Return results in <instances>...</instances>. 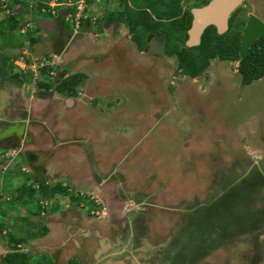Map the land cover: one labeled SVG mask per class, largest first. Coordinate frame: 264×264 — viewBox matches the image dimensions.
Listing matches in <instances>:
<instances>
[{"label":"rangeland","instance_id":"374dc122","mask_svg":"<svg viewBox=\"0 0 264 264\" xmlns=\"http://www.w3.org/2000/svg\"><path fill=\"white\" fill-rule=\"evenodd\" d=\"M76 1L72 0V5ZM161 1L131 0L133 10H128L127 16L130 17L129 20L139 21H136L137 26L134 29H130L125 22L126 26L133 33L141 35L144 27L148 25L146 20L149 19L140 8L146 6L149 11L171 9L169 3L172 0ZM52 2L58 3V0H50V3ZM244 3L241 7L246 17L244 22H234L231 28L235 26L244 31L250 15H256L264 21V0H245ZM113 4L102 5L105 12L109 6L111 9ZM188 4L200 5L202 0H184L181 6ZM88 5L85 10L87 17H96V20L103 23L100 20L101 7H96L93 1ZM56 7L58 4L52 9L57 11ZM38 8L36 0H0V42L8 40L0 46V71L10 66L12 56L15 58L19 54L18 49L9 42L16 41L21 47L25 46L27 38L40 36V32L42 35L47 34L46 24L43 21H35V17H41ZM22 10L27 11L30 18L23 20L24 25L21 28L11 30L4 19L8 15L21 14ZM61 10L62 8L58 9ZM71 13L69 19L74 20L75 12ZM160 16L166 18L171 15L167 13ZM53 18L55 20V16ZM178 23L176 22L177 25ZM176 24H159L162 27L161 32L165 29L171 34L169 55L180 46V38L172 37L174 31L180 32ZM70 25L74 26L69 22L61 25L59 31L63 39L62 32L68 30ZM126 26H120L109 37L119 38L120 52H128L139 61L144 57L145 61L149 60L143 67L138 65L139 61L133 60L136 64L132 68L130 63L119 59L117 68L121 71V76H115L122 84L120 87H102L105 101L115 104L100 113L97 112L107 122L91 124L92 122L84 121L86 127L93 126L92 130L87 128L88 141H74L70 149L75 152L74 147L78 144L81 154L85 153L86 173L77 171L73 166L67 169V172H61V176L53 177L54 182L48 181L50 183L47 184L53 185L63 181V185L68 187L69 195L57 194L46 201L37 194L40 198L35 197L30 203H26L29 197L25 193L22 195V188L19 191L17 188L23 184L30 185V181H33L34 187L37 188L43 182L34 177L36 173L33 172V166H40V163L27 159L28 163L23 169L10 168L17 155L19 157L24 153L18 149H10V154L0 157V163H5V172L0 169V210L8 209L7 217L1 214L0 219L9 225L14 222V216H19L10 228L15 236L25 235L26 245L23 250L28 252L31 258L38 257L35 260L37 264L85 263L80 257L78 246L72 243L78 237L70 238L69 230L73 231L72 234L83 236L81 242L88 239L96 244L101 240L98 238L102 236L103 231H111L108 233L111 243L116 242L117 237L121 235L126 239L125 237L128 238L135 231V245H139L138 247L146 252L145 261L147 260L148 264H173L174 261L178 264H191L188 262V256L186 260L177 251L180 232H192L186 237V247L194 245V239L201 238L203 247L192 258L193 264H264V237L263 245H260L247 234L251 229L258 231V228L264 232V217L261 221L258 220L254 227L246 222L240 227L241 223H244L242 219L246 218L248 205L253 207L251 210L264 212V173L258 169L260 166L264 170V164H261L264 162V77L249 85H242V77L238 72L239 62L218 58L211 59L209 66L193 77L178 66V60L174 57L160 58L149 52L148 55L137 56V48ZM37 27L39 31L36 30ZM147 27L159 28L157 24ZM94 28L90 36L93 39L100 38V42L103 39L105 41L106 35ZM78 29L79 33L83 32L81 24ZM21 30L26 31L25 34H22ZM107 31L109 32V29ZM53 33L52 39H58L56 29ZM239 35L240 33L233 35L232 40L239 39ZM29 47L31 51L33 47ZM118 50L116 48L110 52L116 53ZM105 53H99V58L92 51V57H98L102 61L108 60ZM38 54V59H43L40 56L41 50H38ZM60 63L56 59L51 61L57 73ZM17 68L18 66L15 69ZM23 75L25 80L33 82V71L29 69L23 72ZM39 76L44 75L41 73ZM180 76L183 77L178 85ZM37 89L42 90V85L38 84ZM26 90L28 95L29 89ZM101 129L103 134L107 135L101 137ZM245 163L256 165L250 169V177L238 182L243 172L232 167ZM75 173L78 178L93 179L85 181L73 178L71 175ZM67 175L71 176L70 183L62 180L68 179L65 178ZM222 187L226 192L231 190L224 198L222 208L226 212L224 211L223 215L218 214L217 220L210 221L214 223L208 236L203 239L201 227L185 225L189 217H184L183 221L182 214L191 205L217 200L221 204L219 191H222ZM72 194L80 196V201L71 200ZM13 198H19L21 201L15 204ZM96 205L100 208L94 207ZM39 209L41 213L34 214ZM206 223L205 221L199 224ZM220 226H226L231 231L224 236L221 230H218ZM161 228L166 230L162 231ZM39 233L43 235L34 236ZM246 239L254 245L245 242ZM7 240V236L0 233V264L11 251ZM214 242L215 249L208 248L213 246ZM171 243L175 244L171 246ZM87 245L88 242L85 246L82 245L84 253V247ZM194 252L195 250H192L190 254Z\"/></svg>","mask_w":264,"mask_h":264},{"label":"crops","instance_id":"0c3cea01","mask_svg":"<svg viewBox=\"0 0 264 264\" xmlns=\"http://www.w3.org/2000/svg\"><path fill=\"white\" fill-rule=\"evenodd\" d=\"M90 1H93L94 4H96V7L100 6L101 9L103 7L102 5L105 6V3L109 5L114 3V0H89L86 1L87 8L89 7L88 3ZM102 1L104 2L103 4ZM48 3L51 7L52 14L46 13V16H44V14L41 12L39 15L41 17H35V21H43L46 24V31L49 30V28L53 31L55 29V21L53 17H56L57 14H70L75 5H72V0H62V2L58 1V3ZM57 4V11H55L52 8H54ZM109 7L107 9H109ZM59 8H62V10L58 11ZM20 13L21 14H15L20 23H22L24 19V21H26L28 18H30V14H28L27 11L22 10ZM91 14H94V12H91ZM95 18L96 17H90V15L87 17L86 14L84 26L82 27L81 24V30L83 32H80L77 36H74L71 41L70 39L68 42L66 40L63 45L59 48H56V50L54 49L53 44L49 41L48 43L44 42V46H46V49L44 47L45 52L44 50H41L42 46L40 45H36L35 49L32 48L30 51L29 46H31V44L29 38H27L25 46L21 47L17 45L18 42L16 41L9 42L18 49L19 54H17L15 58L12 56V62L10 66H6L2 71H0V157L4 156L5 154H10V149H18L24 152L19 157L17 155L15 160L11 163L12 165L10 168L21 166L20 168L23 169L28 163L27 159L33 163L39 162L40 166H37L39 168L36 167L37 164H34L35 166H33V172L36 173L34 177H36L38 180H43L46 184L54 182L53 177L61 176V172H67V169L73 166L77 168V171L81 172L82 170L84 173H86L87 162L84 161V157L86 155L85 153L81 154L78 144L74 147L75 152H72L70 149L73 146V142L78 140H83L86 142L88 141L87 128L89 126L86 127L84 121L87 123L92 122L91 124L107 122L106 119H103L104 117H102L100 114H97V112L100 113L101 111H104L107 108H111V106L115 105L112 103V101H105V98L102 95L104 90L102 87H120V84H122L119 83L115 76H121V71H119L117 68V61L119 59H123L127 61V63H130L132 68L136 64L134 61H139L136 60V57H133L128 52H120L121 46L118 45L119 38L117 39L109 37V35H112L111 33L116 32V29L112 27V22L104 26H100L99 21ZM23 25L24 23L21 24L20 28ZM93 27H95L94 29L97 32L101 33L102 35H106L105 41L103 39L102 42H100V38L93 39L90 36ZM100 27H102L103 30H101ZM107 29H109L110 33L107 31ZM20 32L25 34L26 31L23 32L21 30ZM106 32H108V35ZM154 33L160 32L155 31ZM39 34L40 36L42 35L41 32ZM150 34L151 33H149L148 36ZM50 35H52V33H50ZM42 36V39L45 37L49 38L48 34H43ZM148 36L144 48H140L138 43L131 36L132 42L137 48V56H139V54L148 55V52H144L145 48L148 47ZM36 37H39V35H36ZM6 41L8 40H3L0 42V46L4 45ZM116 48L119 49L116 53L110 52ZM38 50H41L43 59L35 60L31 65L30 61L28 60V56L32 55L33 59H38ZM92 51H94L98 57L100 55L99 53L106 52L105 55L108 56V60L102 61L98 59V57L93 59ZM59 55H61L60 58ZM144 58L138 62V65L142 67L146 66V62L149 59L145 61ZM55 59H58L61 62L58 68L59 73L56 72V69H53L48 75L39 76L40 67L49 63L50 60L53 61ZM112 64L113 67L111 68ZM16 66H18L17 69H15ZM29 69L30 71H33L34 75V80L32 83L28 79L25 80L24 78L26 77L23 75V72L29 71ZM81 72L85 73L87 78L77 86L78 93L76 95L64 92L59 93L55 90H49L46 88L39 90L34 85L35 80L38 81L40 79L49 80L57 78L62 80L69 75ZM147 72L149 73L148 69ZM35 73L37 74L35 75ZM108 76L110 77L107 78ZM26 89H29L28 95L26 94ZM19 127L20 130L18 131ZM92 127H89V130H92ZM21 129L22 132H20ZM99 132L102 134L101 137L107 135L103 134L104 131L102 129ZM84 136H86V138H84ZM82 137L83 139H81ZM42 153H44V155ZM3 164L5 163H0V169L4 170L5 172V169H3L5 166H3ZM75 175L77 174L75 173L71 176L75 178L77 177ZM71 176L65 177L68 179L62 178V180L71 182ZM78 179L91 181L93 178L81 177ZM59 182L64 184L63 181ZM13 199L15 204L21 201L19 198ZM7 210L8 209H3L5 214L8 215ZM14 217L18 218L19 216ZM164 224H166V218ZM161 230L164 231L166 228H161ZM69 232L71 233L69 235L70 238L74 236L78 237H76L77 239H74L72 243L78 246L79 252L81 254L80 257L85 260L84 264H148L147 260L145 261L146 252L143 251L141 247H138L139 245H135L136 241L133 239L135 232L133 234L131 233L128 238L125 237L126 239H124V236L121 235L120 237H117L118 239L116 242L111 243V240L109 241L110 238L108 237V233L111 231H103L101 232L102 236L98 238L101 239L99 240L98 244L88 239V241L85 239L84 242H81L80 239H83V236L80 237L76 233L72 234L73 231L71 230H69ZM105 233L107 234L104 235ZM84 236L87 235L84 234ZM85 241L88 242V245L84 247L86 250L84 253L82 245L85 246ZM106 241H109V243H106ZM188 262L193 264L191 261ZM174 264L178 263L174 261Z\"/></svg>","mask_w":264,"mask_h":264},{"label":"trees","instance_id":"16d2710c","mask_svg":"<svg viewBox=\"0 0 264 264\" xmlns=\"http://www.w3.org/2000/svg\"><path fill=\"white\" fill-rule=\"evenodd\" d=\"M16 2H21V0H15ZM39 5V12L41 13H51V7L48 2L50 0H36ZM59 2H62V0H58ZM174 1H172L173 4ZM109 3V1H108ZM10 4V3H9ZM25 4V3H24ZM107 4V3H106ZM170 4V3H169ZM44 10V12H43ZM128 10L127 9L124 12H122L119 15V18H122L123 22H126L130 29H134V27L137 26V22L139 20L133 19L129 20ZM72 12L76 13V7H73ZM156 14H170L173 15V11L171 10H160L155 11ZM148 15V20L146 22L148 23L147 26H153V23L151 22L150 15L145 12ZM161 13V14H160ZM16 15H8L4 21L8 22L9 27L11 30H15L16 28L20 27L22 23L16 18ZM116 17V10L114 12H111L108 14V16H105L103 18V23L99 21L100 26H104L110 22ZM184 20V19H183ZM85 20L82 19V27L84 26ZM175 22V21H174ZM98 23V21H97ZM183 24L176 25V27H179L178 30L179 33L174 31V36L179 37L180 39V46L178 49L171 51V55H177L178 60V66L184 70V72L191 74L193 77L198 76L201 74L208 66L209 61L213 58H218L220 60H228V61H238V72L240 73L242 79V85H248L251 84L254 81H257L264 77V35H262L260 38H258L255 43L251 46V48L248 50L246 54L240 53L239 47L241 44V38H242V31L238 27H232L230 31L219 34L216 31V28L214 26H209L206 31L203 34L201 44L194 47H188L185 45V40L188 38L187 29L190 27V21L187 20L185 22L182 21ZM38 27H41L40 25H37ZM145 26V30L142 31L141 35H137L133 33V39L138 43L140 48H144L146 44V39L149 33H154L155 31L161 32L162 28L156 27V29H153V27H147ZM38 27L36 30L39 31ZM174 27V26H173ZM101 30H103L102 27H100ZM161 33H164L169 38L171 34L167 32L165 29ZM239 35V39L232 40L233 35ZM223 39V40H222ZM41 40L40 37H31L30 44L31 46L35 45L37 42ZM54 67H50L49 65H43L40 68L41 73L45 76L48 75ZM198 72V73H197ZM198 75H197V74ZM87 78L85 73H74L72 75H69L68 77L60 80L57 83H53L55 87H57L61 92L64 93H70L76 95L78 93L77 86L81 84L85 79ZM38 84L42 85V88L49 89L51 88L52 84L46 83L45 81L41 80L38 81ZM37 84V85H38ZM53 86V87H54ZM21 166L15 167L16 169H19ZM9 171V170H8ZM24 172V171H23ZM22 188V189H21ZM23 192L29 197L28 200H26V203L33 200L35 197H39L37 194L42 196L43 200H50L51 198L55 197L57 194L62 195H69L68 187L64 186L61 182H56L53 185H47L44 181L40 183L39 187H34V183L31 181L30 185H22L21 187L17 188V190ZM20 193V192H19ZM71 200H79L80 196L78 195H71ZM79 197V198H78ZM40 198V197H39ZM24 199V198H23ZM30 203V202H29ZM95 207H98L96 205ZM100 208V206L98 207ZM41 209L34 212V214H40ZM3 215L7 217V214L3 211V209L0 210V215ZM17 218H14V222ZM242 219V217H240ZM243 220V219H242ZM248 224L249 221L244 219ZM14 222H11V224L7 225L5 221L0 219V233L5 234L7 236V243L11 249L9 253H7L2 261L1 264H37L35 261L38 257L31 258L28 252L23 250V246L26 245L25 241V235H21L22 237L15 236L12 232V229L10 226L14 224ZM46 231V228L43 227ZM45 235V232L43 233ZM42 234V235H43ZM41 233L34 235L36 237L42 236ZM72 264H77L73 263Z\"/></svg>","mask_w":264,"mask_h":264},{"label":"flooded vegetation","instance_id":"af4514ba","mask_svg":"<svg viewBox=\"0 0 264 264\" xmlns=\"http://www.w3.org/2000/svg\"><path fill=\"white\" fill-rule=\"evenodd\" d=\"M155 1H157V0H155ZM159 1H161V0H159ZM172 1H174L173 4H172ZM172 1L169 4L171 9L170 8H168V9L165 8V10H171V11H173L175 13V14L171 15L170 17H166V18L162 17L159 14H156L155 11H149V8L146 7V6L145 7H141L140 10L144 11V12H147L150 15V17H151V22L153 24H157L159 26V29L162 28L161 26H163L164 23L176 24V22H179L178 25H180V24H183L182 21L185 22L187 20L190 21V26H191L192 20H193L192 8L193 7H202V6L210 3L211 0H202V4H200V5L197 4V5L194 6V5H189L188 4L187 6H183V7L181 5H182V1H184V0H180V1L179 0H172ZM244 1L245 0H242L241 4L230 14V16H229V28H228V30L226 32H228L231 29V25H234V22L235 23L238 22L239 24H242L244 22L246 17H245V13H244L243 9L241 8L245 4ZM126 9H132L133 10V4L131 3V0H121V2H119V3L114 1L112 9H107V11L105 12L104 6L102 7V11L103 12L101 11L100 20L103 21V18L105 16H108L109 13L114 12V10H116V17L112 20V25H113L112 27H114L115 29H119V27L122 26V25L126 26V23L122 21V18H119V15L122 12H124ZM160 10H162V8ZM71 14L72 13L66 14V15L57 14V16L55 17L54 25H55V29L57 30L58 39H52L54 33H53L52 29H50V28H49V30H47V32H49V33H47L49 35V38L48 37L43 38V41L45 43L46 42L48 43V41L50 43H52L55 50H56V48H59L60 46H62L63 43L66 40H69L70 37L73 36V31L75 32V30H74L75 27L74 26H72V27H71V25H70V27L67 26V27H69L68 30H64L62 32V34L64 36V39H63V37L60 35V31H59V29L61 28V25H63L64 22L65 23L69 22V23L73 24V19H69V16ZM54 15H56V14H54ZM248 20H249V18H248ZM248 20L246 21L247 23H248ZM212 26H214V25H212ZM214 27L216 28V31H217V27L216 26H214ZM128 31L131 33V36L133 38V33L130 31L129 28H128ZM187 31H188V29H187ZM50 33H52V35H50ZM76 33L78 35L79 31H76ZM76 33H75V35H76ZM152 35L156 36L155 40L151 39ZM164 37L167 38V40L165 41V48H164L165 49V53H161L160 51L163 49L162 48V46H163L162 40H163ZM41 40H42V38H41ZM170 41H171V39L167 35H165L164 33H161V32L160 33H151L148 36V47L145 48L144 52H149L155 57L156 56L160 57V58L161 57H169V58L170 57H174V59H177L176 55H169L168 54ZM186 41H187V39L185 40V45H186ZM151 42L153 43V45L156 47V49L159 52L153 51L151 49V44H152ZM181 74L184 75V73H181ZM181 80H182V78L180 76V79L178 80V85H180ZM261 164L263 165L264 162H261ZM255 165H256L255 163H251L250 165L246 164V163L245 164H240L239 166L238 165H233L232 168H235V167H236V169L239 168L240 171L243 172L241 174V176L239 177L238 182H240V180H242V179L245 180L248 177H250L251 173H252V171H250V169H252ZM258 169H260L261 173H264L263 167L258 166ZM257 175H259V172H257ZM260 176H262V175L260 174ZM115 177H117V179H118V176L116 174H115ZM228 190L226 192V191H224V188L222 187V191L221 192L219 191L220 199H222V203L221 204L217 200L216 202L215 201H209L208 203L203 202V203H200L199 205H191L189 208H186L184 210L183 214H182L183 215V221H184V217H186V216L189 217L188 223L185 224V225L200 226L201 227L200 230L202 231V237H203V239H205V237H207L209 232H210L211 225L214 223V222L210 223V221H215V219L217 220V218H219L218 214L223 215V213L225 211V209H223L222 207H223V205L225 203L224 198L231 191V190H229V191ZM252 203H254V202H252ZM248 206H247L248 207V212L246 213V218L245 219L249 221V224L243 219L244 223H241L240 227L244 226L245 222L249 226L254 227L256 225L257 221L260 220V219L262 220V218L264 217V212H262L260 210L259 211L251 210L253 207L251 208L250 205H248ZM202 210H204V211H202ZM175 214L179 215L178 213H175ZM205 221L207 222L206 224H199V223H203ZM218 230L219 231L221 230V232L223 233L224 236L226 235V233L231 231L226 226H224L223 228L220 226V228ZM191 233L192 232H189V233L180 232V234H178V237L180 238V241L179 242L177 241V251H179L180 255L184 256V258L186 260H187V256H188L189 257L188 261L192 262V258L195 257V253H198V250L203 247V243L201 242V238L198 237V238L193 240V242H194L193 244L194 245H189V246L186 247V242H185L186 241V237L190 236ZM247 234L249 236H252L254 238V241L256 240L260 245L261 244L263 245L264 232L261 231L260 228H258V231L256 229H251V230H249L247 232ZM253 234H255V235H253ZM256 236H257V238H255ZM245 242L251 243L249 241V239H246ZM175 243H176V241H175ZM174 244L171 243V246H173ZM251 244L254 245L253 243H251ZM211 247L213 249H215L214 247H216V243L214 242L213 246L210 245L208 248H211ZM192 250H195V252L190 254V251H192ZM171 252L174 253L173 250H171ZM199 263H201V262H198V264ZM204 264H207V262L204 263Z\"/></svg>","mask_w":264,"mask_h":264},{"label":"water","instance_id":"95a60500","mask_svg":"<svg viewBox=\"0 0 264 264\" xmlns=\"http://www.w3.org/2000/svg\"><path fill=\"white\" fill-rule=\"evenodd\" d=\"M241 2L242 0H211L210 3L202 7H193V20L187 31L188 38L186 45L188 47L200 45L204 32L212 25L217 27V32L219 34H224L229 28L230 14L241 4ZM262 35H264V21L256 15H250L246 28L242 34L239 48L240 53L246 54L255 41ZM151 39L155 40L156 36L152 35ZM166 40V37L162 40L163 49L160 51L161 53H165L164 48ZM39 45L44 47V43H40ZM151 49L159 52L153 43L151 44ZM40 56L42 58V54ZM28 59L32 62L33 56L29 55ZM182 77L183 76H181V78Z\"/></svg>","mask_w":264,"mask_h":264},{"label":"clouds","instance_id":"9594fccd","mask_svg":"<svg viewBox=\"0 0 264 264\" xmlns=\"http://www.w3.org/2000/svg\"><path fill=\"white\" fill-rule=\"evenodd\" d=\"M86 1H89V0H86ZM86 1H85V6H84V9L82 10V13H81V16H80V18H79V23H77V19H76V16H77V14H78V2H79V0H77L76 2H75V7H76V13H74L73 15L75 16L74 17V20H73V24H74V30H75V32L73 31V36L72 37H70V41L72 40V38L74 37V36H76L77 35V33H76V31H79L78 30V28L80 27V24H82L81 22H82V19H85L84 17H86V14H85V9H86ZM21 26V25H20ZM16 30V29H15ZM75 33H76V35H75ZM40 37V36H39ZM41 38V37H40ZM41 41H42V43H44V41H43V39L42 40H40L39 42H37L35 45H34V47L36 46V45H39L40 43H41ZM69 40H67V42H68ZM44 45H45V43H44ZM41 46V45H40ZM34 47H33V49H34ZM45 47V49H46V46H44ZM44 47L42 46L41 47V50H44ZM45 52V51H44ZM42 54V53H41ZM40 54V55H41ZM29 60V59H28ZM39 60V59H38ZM41 60V59H40ZM33 61H35V59H33L32 60V62L30 61V63H31V65L33 64ZM57 61H60V60H58L57 59ZM45 65H49L50 67H54V65H52L51 64V60L49 61V63H47V64H45ZM42 67V66H41ZM40 67V68H41ZM54 69V68H53ZM37 73H35V75H36ZM40 74H41V71H40ZM37 79V78H36ZM59 80H61V79H59V78H57V79H49V80H46V79H43V81H45L46 83H49V84H52V86H51V88H49V90H55V91H57V92H61L57 87H55L54 85H53V83H57V82H59ZM36 81L37 80H35L34 82V85L36 86V88H37V84H38V82L36 83ZM38 81H41V80H38ZM54 86V87H53ZM43 89V88H42ZM105 144V143H104ZM107 144V143H106ZM105 144V145H106ZM95 207V206H94Z\"/></svg>","mask_w":264,"mask_h":264},{"label":"built area","instance_id":"2783aa9c","mask_svg":"<svg viewBox=\"0 0 264 264\" xmlns=\"http://www.w3.org/2000/svg\"><path fill=\"white\" fill-rule=\"evenodd\" d=\"M85 1L86 0H79V2H78V6H77L78 7V14L76 16L77 23H79V18L81 16L82 10L84 9Z\"/></svg>","mask_w":264,"mask_h":264}]
</instances>
